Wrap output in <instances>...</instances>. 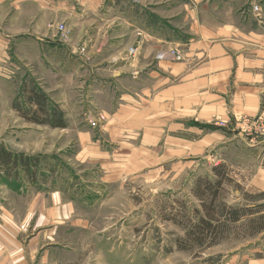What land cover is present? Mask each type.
<instances>
[{
	"label": "crops",
	"instance_id": "obj_1",
	"mask_svg": "<svg viewBox=\"0 0 264 264\" xmlns=\"http://www.w3.org/2000/svg\"><path fill=\"white\" fill-rule=\"evenodd\" d=\"M253 2L264 7V0H0V124L29 125L12 110L20 85L33 77L45 91L40 79L55 69L45 49L67 46L73 61L53 84L68 123L55 128L62 131L55 156L67 152V174L78 181L47 196L36 190L19 213L0 201V264H30L40 242L55 243L60 225L89 230L70 200L81 183L86 199H116L126 182L181 179L231 140L232 129L218 121L264 116V27L248 10ZM173 47L183 60L155 58ZM75 89L84 99H73ZM84 107L104 120L93 126L70 117ZM3 147L28 152L15 142ZM257 147L249 186L264 191V135L246 150ZM30 229L38 233L24 245ZM53 250L41 252L38 264H55Z\"/></svg>",
	"mask_w": 264,
	"mask_h": 264
},
{
	"label": "rangeland",
	"instance_id": "obj_2",
	"mask_svg": "<svg viewBox=\"0 0 264 264\" xmlns=\"http://www.w3.org/2000/svg\"><path fill=\"white\" fill-rule=\"evenodd\" d=\"M46 49L45 56L52 53L55 55V69L47 71L40 80L49 97L58 103L56 95L59 92L55 91L53 84L65 78L64 70L73 61V54L67 46L58 42H55V50ZM82 94L75 89L73 99L76 96L83 98ZM13 111L16 115L17 112ZM93 113L95 112L92 109L84 107L83 110L71 109L69 115L76 117L77 114L85 119ZM258 116L264 119V116ZM34 125L29 123L25 126L21 122L0 124V146L9 142L22 144L28 147V152L24 155L34 159L29 176L20 168L7 173L0 166V201L5 199L6 206L16 213L21 212V207L24 209L36 190L47 196L53 188L65 186L69 189L78 183L67 174V152H60L61 157L55 156V141L60 140L62 131L47 125ZM221 128L232 129L231 140L210 149L208 155L197 162V167L188 171L181 179L179 177L171 182L161 179L154 184L143 180L126 182L116 199H86L82 194L84 183L78 185L77 198L70 200L74 202L81 217L89 219L85 221L90 223V229L83 232L60 225L55 243L40 242L33 262L30 260L29 263L38 264L41 252L47 248H54L49 256L55 258V264H255L256 261H264V237L260 235L241 238L242 233H234L203 251L181 250L177 248L175 239L183 235L182 227L161 219V213H168L173 211L172 207H179L177 201L183 199L187 204H196L197 200L190 192L195 177L211 175V166L217 163H225L231 175L251 195L261 191L249 186L256 174L257 155L261 148L247 151L246 146L247 143H255V140L263 137L264 132L258 128L249 132L247 128L241 129L233 121ZM4 131L8 134L4 135ZM55 170L58 173L55 174ZM9 174L16 179H8ZM170 183L171 188L167 189ZM223 199L231 205L252 203L244 200L242 194L230 186L225 188ZM32 231L30 229L23 233L24 245L30 244L34 234L38 233Z\"/></svg>",
	"mask_w": 264,
	"mask_h": 264
},
{
	"label": "trees",
	"instance_id": "obj_3",
	"mask_svg": "<svg viewBox=\"0 0 264 264\" xmlns=\"http://www.w3.org/2000/svg\"><path fill=\"white\" fill-rule=\"evenodd\" d=\"M23 121L51 128H65L67 122L58 105L31 78H25L12 103ZM34 164L33 157L15 153L0 146V166L10 173L21 169L30 175ZM239 191L250 205H231L224 199L225 188ZM197 200L187 204L177 201L179 207L161 213V219L170 221L183 229V235L176 237L175 244L181 250L203 251L231 234L242 233L241 238L260 235L264 237V191L251 195L244 186L231 175L223 162L211 166V175L196 176L190 190Z\"/></svg>",
	"mask_w": 264,
	"mask_h": 264
},
{
	"label": "built area",
	"instance_id": "obj_4",
	"mask_svg": "<svg viewBox=\"0 0 264 264\" xmlns=\"http://www.w3.org/2000/svg\"><path fill=\"white\" fill-rule=\"evenodd\" d=\"M133 2H138V0H132ZM249 12L251 15L256 19V21L264 27V7H262L258 2H253L250 3L248 7ZM57 30L60 33V37H64V31H65V25L64 24H58L57 25ZM263 46H264V39H263ZM84 49L81 48L79 52L81 53ZM130 53L133 52L131 49L129 51ZM155 58L157 60H163V59H168V60H183L184 55L182 50H180L178 47H173L167 50L159 51L156 53ZM87 120L91 123V125L95 126L97 125L100 121L104 120V116L102 114H94V115H88ZM233 122L236 123V125L239 124V127L242 128H247L249 132L255 129H259L260 131L264 132V119L261 116L258 117H250V116H243L237 119L234 117L232 119ZM229 121H218L216 124L219 127H224L227 126ZM250 134V133H247Z\"/></svg>",
	"mask_w": 264,
	"mask_h": 264
}]
</instances>
